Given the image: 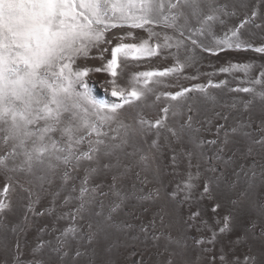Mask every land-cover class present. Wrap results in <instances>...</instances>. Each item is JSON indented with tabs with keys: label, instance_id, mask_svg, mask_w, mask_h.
I'll return each instance as SVG.
<instances>
[{
	"label": "rangeland",
	"instance_id": "374dc122",
	"mask_svg": "<svg viewBox=\"0 0 264 264\" xmlns=\"http://www.w3.org/2000/svg\"><path fill=\"white\" fill-rule=\"evenodd\" d=\"M200 8L198 17L185 8L178 28L109 29L75 60L74 71L89 69L98 101L119 102L114 86L146 91L122 110L125 123L170 111L163 127L68 167L66 177L65 169L45 181L0 169V264H264V0H200ZM144 42L153 54L120 57L112 77L111 49ZM10 147L0 141V156Z\"/></svg>",
	"mask_w": 264,
	"mask_h": 264
},
{
	"label": "snow or ice",
	"instance_id": "6c2138e0",
	"mask_svg": "<svg viewBox=\"0 0 264 264\" xmlns=\"http://www.w3.org/2000/svg\"><path fill=\"white\" fill-rule=\"evenodd\" d=\"M185 8L193 17L202 13L200 0H0V141L6 147L11 145L0 156V169L21 172L38 181L49 180L65 169L66 177L68 167L75 169L83 161L91 163L102 155L111 156L148 128L163 127L169 108L162 109L165 115L154 123L139 119L130 124L122 120L124 107L144 99L145 90L133 86L125 91L114 86L111 95L119 102L98 101L84 80L89 69L74 71L72 65L77 58L87 57L109 29L125 25L142 29L151 24L178 28L179 20L188 21ZM214 18L208 15L205 22ZM142 53L153 54L147 42L117 44L111 49L106 69L115 77L120 57L133 54L138 58ZM168 71L138 75L148 78ZM148 82L145 79L144 83ZM190 91L169 95L179 101ZM106 127L109 131L104 130ZM169 131L180 137L179 131ZM84 144L86 151L81 147ZM139 159L147 163L149 157L140 155ZM10 188V184L3 186L5 196ZM86 194L89 190L82 187V198ZM6 207L0 201V211Z\"/></svg>",
	"mask_w": 264,
	"mask_h": 264
}]
</instances>
